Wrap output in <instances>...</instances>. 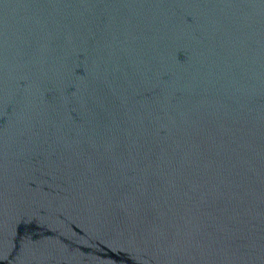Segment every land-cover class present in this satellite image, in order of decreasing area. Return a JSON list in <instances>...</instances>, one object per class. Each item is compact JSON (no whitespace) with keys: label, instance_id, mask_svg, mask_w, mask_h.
<instances>
[{"label":"water","instance_id":"water-1","mask_svg":"<svg viewBox=\"0 0 264 264\" xmlns=\"http://www.w3.org/2000/svg\"><path fill=\"white\" fill-rule=\"evenodd\" d=\"M0 264H264V0H0Z\"/></svg>","mask_w":264,"mask_h":264}]
</instances>
